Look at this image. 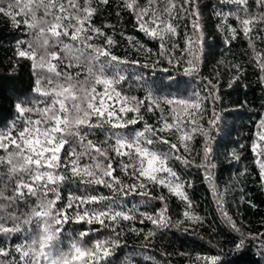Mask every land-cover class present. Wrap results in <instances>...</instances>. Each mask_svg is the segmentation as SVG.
<instances>
[{"label":"trees","instance_id":"trees-1","mask_svg":"<svg viewBox=\"0 0 264 264\" xmlns=\"http://www.w3.org/2000/svg\"><path fill=\"white\" fill-rule=\"evenodd\" d=\"M0 264H264V0H0Z\"/></svg>","mask_w":264,"mask_h":264},{"label":"rangeland","instance_id":"rangeland-1","mask_svg":"<svg viewBox=\"0 0 264 264\" xmlns=\"http://www.w3.org/2000/svg\"><path fill=\"white\" fill-rule=\"evenodd\" d=\"M142 157L144 158V166H143V174L150 178H155L156 174L165 169L164 163L160 162L158 157L154 154H150L145 150H140ZM172 191L176 195H183L181 189L177 187H173Z\"/></svg>","mask_w":264,"mask_h":264}]
</instances>
